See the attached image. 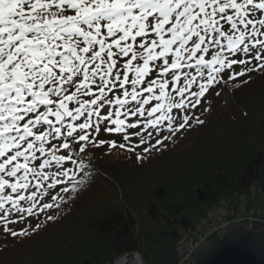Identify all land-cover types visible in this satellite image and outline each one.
<instances>
[{
	"label": "snow or ice",
	"instance_id": "1",
	"mask_svg": "<svg viewBox=\"0 0 264 264\" xmlns=\"http://www.w3.org/2000/svg\"><path fill=\"white\" fill-rule=\"evenodd\" d=\"M137 38L138 52L129 43ZM121 57L127 58L122 71L117 70ZM133 61L140 63L132 68L128 91ZM260 69H264V0H0V223L4 231L13 237L26 234L7 227L17 223L10 219L13 213L33 215L36 196L24 193L39 189L43 195V182H48V189L65 185L62 191H70L66 180L57 176L76 180V172L64 165L70 162L83 176L89 175L87 164L78 163L76 157L82 161V154L101 147L92 137L111 131L109 116L99 114L105 101L133 115H144L143 105L156 101L147 116L159 115L146 127L155 130L167 120L168 131L175 133L188 120L172 128L175 117L169 113L188 108L185 92L197 77L206 83L192 95L203 97L214 87L217 74L226 83ZM188 70H193L191 75ZM234 71L237 74L231 75ZM157 72L166 79L152 78ZM114 88L121 97L113 101L109 93ZM156 89L158 94H152ZM197 103L192 101V107ZM111 124L116 133L140 127L120 119ZM141 141L147 142L144 137ZM48 199L56 203L44 202L41 211L63 202L55 193H49Z\"/></svg>",
	"mask_w": 264,
	"mask_h": 264
},
{
	"label": "trees",
	"instance_id": "2",
	"mask_svg": "<svg viewBox=\"0 0 264 264\" xmlns=\"http://www.w3.org/2000/svg\"><path fill=\"white\" fill-rule=\"evenodd\" d=\"M123 62L120 58L117 70L122 71ZM223 81L212 91L210 108L200 106L203 123L184 125V135H192L194 143L183 150L182 134L166 131L148 137L141 148L115 131L92 137L102 146L82 154V161L76 157L87 164L89 175L69 162L64 167L76 172L81 183L58 175L70 191H62L65 185L49 189L63 200L58 208L41 211L44 202L56 203L46 195L33 215L13 213L10 219L17 223L7 227L25 235L13 237L0 224V264H114L132 252L143 264H178L182 231L243 207L258 208L251 193L259 186L264 196V69L231 81V92ZM222 91L232 98L229 113L218 111ZM110 108L105 102L100 114ZM111 136L116 147L104 143ZM126 167L145 175L125 184L119 177Z\"/></svg>",
	"mask_w": 264,
	"mask_h": 264
},
{
	"label": "rangeland",
	"instance_id": "3",
	"mask_svg": "<svg viewBox=\"0 0 264 264\" xmlns=\"http://www.w3.org/2000/svg\"><path fill=\"white\" fill-rule=\"evenodd\" d=\"M65 14L66 15H70L71 13L68 12V13H65ZM165 38H167V37H165ZM145 39H149V38L146 37ZM139 41H140V39L137 38L136 41H134V42H131L130 41L129 42V43H132L133 44V50H134V47L136 49V45H137V43ZM158 51H159V49H157V52ZM121 58H123V60L127 59L125 57H121ZM156 62H159V61H156ZM252 63H253L254 66L257 65V62H255V61H253ZM134 67H137V66L136 65H133V64L130 66L131 72H129V74H128L129 75V83H128V85H126V88H127L128 91H131V79L134 76V73L132 72V68H134ZM188 71H189V74L191 75V72L193 70H188ZM235 73L236 72L234 71V72L231 73V75H234ZM169 75H170V73H169ZM181 75L183 76V73H181ZM205 76H207V72L206 71H205ZM152 78L157 79V80L166 79V77L165 78H160L159 75H158V73H156V75H154ZM147 80H148V77H145V83H147ZM222 80H224V76L223 75H220V74H217V78L213 81L214 87L208 89L205 92V94H204L203 97H197V96L192 95V92L193 91H199V84L206 83V80L205 79L200 78V77H197V83H194L193 86H192V88L191 89H186V92H185L184 103L185 104H188V108L185 109L184 111H180V110L174 109L172 113H169V115H172V116H175L176 115L178 117L177 121L173 120V123L171 124V127L172 128L179 127V124L181 122H183V120L186 119V118H187V120L189 122L187 123V126L185 128L189 127L190 124L194 123V121L200 120L201 116L198 117V115H199L198 113H199V111H201L200 110L201 109L200 108L201 104H203V103L206 104V110H208L210 108L209 105H208V103L211 101L210 100V96L212 95V91L219 89L218 83L221 82ZM231 81H233V80L229 78L226 83H223L224 85H226L228 92H231L230 91L231 90V87H230V82ZM143 88H144V85H141L139 91L142 92L143 91ZM170 88H171V85H169V89H166V92L169 91ZM92 90L95 91V88L93 87ZM226 92H223V91L220 92L222 94L224 93L223 94L224 97L221 99L222 101L219 103L218 111H220V112H228L229 113L231 111V109H232V105L230 104L232 102V98L231 97H228V95H227ZM113 93H114V95H113ZM109 94L113 97L112 98L113 101L117 97H121V91L118 90L117 88H114L113 89V92H110ZM152 94H158V89L154 90V92ZM144 95H145V97H147L149 94L148 93H144ZM173 95H175V93H173ZM83 98L84 97H82V99ZM212 98L215 99L214 96H212ZM138 99H140V97H138ZM179 99H181V98L179 96H177V100H179ZM197 100L199 101V103H197L195 107H192L191 102L192 101H197ZM105 102H107V101H105ZM234 103L235 104H238L237 101H233V104ZM133 104H135V102H133ZM156 104H157L156 101H150V104L149 105H143V107L145 109L144 115H139L138 113L136 115H133L132 114V111H129L126 108H119L113 102L111 104L112 105V108H110V110L108 112H106L105 114H100V110L102 109L101 108L99 110V114L101 116H103V115L109 116L108 128L111 129V132H114L115 131V125L111 124V120H114V119L123 120L125 125H127L129 123H133V122H135L138 125H140V127H139L138 130L125 128L124 131H122L121 133H118L119 134L118 137L121 138V137L127 136L128 137L127 140L130 143V145H132V147L141 148V147L144 146V144H146L145 142L141 143L142 142L141 141V137H144L145 140L148 141V140H150V138H148V137H153V136L156 137V136L160 135L159 133L162 132V131H166L168 133H173V132L168 131L169 124H168V121L167 120H165L161 124H158L157 129H155V130H152V129H149V128L146 127V125H147V123H148L149 120L155 119L156 116L159 115V114H154L153 117H148L147 116V111L148 110H151V107H155ZM131 107H132V105H129V108H131ZM117 112L122 113V115L117 116L116 115ZM125 116L127 117V119L125 118ZM91 119L95 123H99L97 117H92ZM185 128H183L179 132H175V133H178V134H182V135H179L180 138H182V140H183L182 141V145L180 147L181 150H183L186 147L191 146L194 143V138H193L192 135L191 136L188 135V134L187 135H184ZM89 131H91V129H89ZM130 132H133V134H131ZM142 133H144L146 136H143ZM149 133H152V134L149 135ZM140 135H142V136H140ZM112 138H115V136L109 137V139H108V144L109 145H112L114 143V141L112 140ZM114 144L117 145L118 143L115 142ZM59 154L62 155V156L64 155L63 151H61ZM141 172H143V171H141V170H134L132 168H127L126 167L122 171V174H120V175H122L121 177L124 176L123 178H125V179H121V177H119V178H120L121 181H124L125 184L132 183V181H133L134 178L135 179H140V180L143 178V176L145 174H143ZM45 174H47V173H45ZM57 179H59V176H57ZM47 183L48 182H43L41 184V188L44 190L43 195H41V191L39 189H33L31 192H26L24 194L31 195V194L34 193L35 196H36V205H37V204H39L40 200L44 198V196L48 195L49 193H52V191H50L47 188ZM251 198H252V201L255 204V206L264 211V209H263L264 208V196H263V194H262L259 186H255V187L252 188ZM21 204H23V202H21ZM6 207H10V206L6 205ZM243 208H245V207H243ZM221 209H222V207H221ZM241 209L242 208H240V210ZM19 214L23 216V214H27V213H19ZM0 224H2V223H0Z\"/></svg>",
	"mask_w": 264,
	"mask_h": 264
},
{
	"label": "water",
	"instance_id": "4",
	"mask_svg": "<svg viewBox=\"0 0 264 264\" xmlns=\"http://www.w3.org/2000/svg\"><path fill=\"white\" fill-rule=\"evenodd\" d=\"M192 264H264V227L229 225L223 236L199 246Z\"/></svg>",
	"mask_w": 264,
	"mask_h": 264
},
{
	"label": "built area",
	"instance_id": "5",
	"mask_svg": "<svg viewBox=\"0 0 264 264\" xmlns=\"http://www.w3.org/2000/svg\"><path fill=\"white\" fill-rule=\"evenodd\" d=\"M237 222L249 228L264 227V211L253 207L242 208L238 211H231L229 216L218 215L197 228L182 231L176 245L177 252L180 254L178 264L191 263L201 244L218 236L221 237L229 225ZM114 264H142V262L137 253H127L119 257Z\"/></svg>",
	"mask_w": 264,
	"mask_h": 264
},
{
	"label": "bare ground",
	"instance_id": "6",
	"mask_svg": "<svg viewBox=\"0 0 264 264\" xmlns=\"http://www.w3.org/2000/svg\"><path fill=\"white\" fill-rule=\"evenodd\" d=\"M199 226H200V225H199ZM199 226H198V227H199ZM214 240H215V239H212V240L210 239L211 242L214 241ZM210 241H208V242H210ZM124 263H125V262H124Z\"/></svg>",
	"mask_w": 264,
	"mask_h": 264
}]
</instances>
